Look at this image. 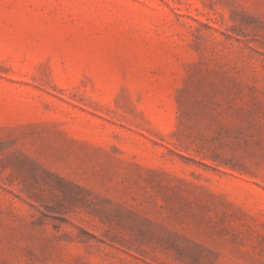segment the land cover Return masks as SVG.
Instances as JSON below:
<instances>
[{
    "label": "rangeland",
    "instance_id": "374dc122",
    "mask_svg": "<svg viewBox=\"0 0 264 264\" xmlns=\"http://www.w3.org/2000/svg\"><path fill=\"white\" fill-rule=\"evenodd\" d=\"M0 264H264V0H0Z\"/></svg>",
    "mask_w": 264,
    "mask_h": 264
}]
</instances>
